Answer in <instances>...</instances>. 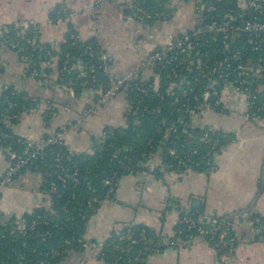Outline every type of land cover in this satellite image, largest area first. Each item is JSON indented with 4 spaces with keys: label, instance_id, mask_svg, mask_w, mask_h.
Returning <instances> with one entry per match:
<instances>
[{
    "label": "crops",
    "instance_id": "obj_1",
    "mask_svg": "<svg viewBox=\"0 0 264 264\" xmlns=\"http://www.w3.org/2000/svg\"><path fill=\"white\" fill-rule=\"evenodd\" d=\"M167 2L168 19L142 23L131 17V0H0V38L35 28L40 44L57 49L72 30L81 42L94 40L107 56L105 74L133 72L153 78L158 86L154 65L145 63L144 52L192 30L202 19L192 0ZM27 67L19 51L0 48V105L11 92L28 103L12 126L16 136L34 142L68 127L65 147L83 154L106 128L127 126L132 104L126 93L106 103L98 102L96 89L76 94L59 81L55 57L42 78L34 77ZM219 90L193 119L197 128L212 127L221 135L208 167L171 170L162 165L156 150L139 169L119 178L114 194L89 215L80 250L70 251L57 264H107L101 252L129 226L144 227L154 237L172 238L182 213L225 220L232 246L219 249L195 236L185 245L163 246L143 264H264V236L255 234L247 222L252 217L264 222V115L252 116L244 96L230 85ZM9 163L8 152L0 148V177ZM42 181L39 172L22 170L0 192V215L21 217L49 209L51 198Z\"/></svg>",
    "mask_w": 264,
    "mask_h": 264
},
{
    "label": "trees",
    "instance_id": "obj_2",
    "mask_svg": "<svg viewBox=\"0 0 264 264\" xmlns=\"http://www.w3.org/2000/svg\"><path fill=\"white\" fill-rule=\"evenodd\" d=\"M132 1L151 12H168L169 8L167 0ZM213 5L215 8L214 13L219 15L226 12L240 13L236 0H213ZM205 19L208 20L209 18L206 16ZM148 23H152V21H148ZM5 34L18 42L21 49L16 48L15 50L19 51L20 55L25 58L27 65L31 69L35 68L40 71L43 68L44 50L33 49L30 44L25 42L21 32L11 31ZM74 35L71 30L65 35L64 42L57 49H52L49 46L40 44L37 37L33 38L34 36L31 34H25L29 39H35L40 46L51 50L53 57L57 58L56 70L59 75V81L61 83L72 81V89L76 94L87 88V85L84 86L83 82L90 80L92 75L96 83H100L105 87L108 75L105 74L100 79L96 70L101 64L100 56L103 53L102 50L94 40L81 42ZM255 42L256 39H252L246 34H240L232 39L231 52L228 54L231 55L234 50L238 49L242 55L238 60L232 59L233 61L230 64L228 63L229 66L226 63L223 64V67H227L230 71L239 62L255 60L264 56V48L260 52L252 50ZM192 43H196V46H193L190 56L186 57L183 55V63L176 68L179 77H172L171 69L173 65L154 64L155 75L158 79V87L154 90L150 87L154 81L153 78L143 79L137 75L135 82L147 87L148 92L142 97L138 115H128L126 127L106 128L105 136H102L99 140L92 141L90 152L76 154L68 151L65 146L59 149L67 157L64 162L65 166L70 168L75 165L78 167L79 183L76 185L68 183L61 196L48 193L51 198L50 208L41 209L32 215L25 216L31 219L34 218L36 213L42 214L47 216L46 224L40 223L32 231L26 232V234L12 232V228L5 230L0 225V229H4L5 235L3 243L0 245V264H19V262L21 264H57L70 251H79L83 244V230L89 215L101 200L108 198L106 196L107 188L103 185V179L110 177L113 173H116L117 177L120 178L129 172H135L156 150H160L162 165L165 168L170 165L171 167H168V169L171 170H178L179 168L176 164L177 160L168 154L170 148L176 150L178 158L184 157V160L188 159L187 167L181 170L189 168L205 170L208 167L213 150L202 137L205 131L204 128H195L190 136L180 132L171 133L168 130L178 117L186 115L185 107L183 106L186 97L180 91H177L174 96L167 94L169 83L186 75L189 81L188 86L193 87V93L201 94L208 89V78L197 74L193 66L190 67V71H187L189 65L186 61L195 58L193 55L196 50H199L201 62L204 64H212L215 60H220L225 56L220 37L217 34L210 33L203 37L202 40ZM88 47H90L91 53L87 49ZM173 54L172 51L167 52V55ZM108 63L109 61H107ZM90 67L94 68V73L88 72ZM44 72H46L45 69ZM29 73H31L30 70ZM81 74L84 75L81 76ZM254 81L255 86L260 81L262 82L258 78H254ZM259 91L256 94L257 101L258 99H264V90ZM121 92L126 93L131 99L132 106L134 101L140 97L134 89H122ZM8 97L7 101H3L0 105V115L5 114L9 117L16 115L18 117L28 107L27 101L17 95H9ZM8 103L10 104L9 109ZM190 104L193 105V102H190ZM258 115H264V111H259ZM16 119H11L10 123L14 125ZM177 135L178 137H176ZM218 136L220 139L221 135L219 134ZM21 141H17L15 136L7 140L5 144L10 146V149L17 154H22L24 146ZM51 150L57 151L58 148L49 147L42 154L37 155L32 159V164L28 169L34 171L37 169L39 172L51 170L49 167L52 159ZM114 153L123 160L125 168H118V165L112 160ZM177 226L179 225H176L175 231ZM127 228L131 229V235L136 240H138L139 232L143 229L147 238L153 241L151 247H157L158 239L160 238L152 236L146 228L141 226H129ZM126 243V241H119L116 234L108 242L107 250L101 252V258L107 264H117L116 258L118 256H120L122 262L127 264H143L145 257L140 256L137 260L133 259L138 251L142 249L144 242L138 240L137 244L132 245L133 247ZM118 244L131 247L130 251L117 252L115 246ZM162 248L163 246L160 247V250ZM51 251H54L55 254ZM149 254H152V252L146 254V257Z\"/></svg>",
    "mask_w": 264,
    "mask_h": 264
},
{
    "label": "built area",
    "instance_id": "obj_3",
    "mask_svg": "<svg viewBox=\"0 0 264 264\" xmlns=\"http://www.w3.org/2000/svg\"><path fill=\"white\" fill-rule=\"evenodd\" d=\"M192 1L195 3L196 13L202 18L200 25L174 38H169L165 44L161 46H156L152 50L144 52L145 63L150 65H173L171 69L172 77L177 78L179 75L176 68L183 63L184 56H190L193 46H196V43L192 42L202 40L203 37L210 33L219 35L225 53V56L222 59L215 60L212 64H204L201 62L199 50H196L193 55L195 58L186 61L189 65L187 71H190V67L193 66L195 67L197 74L208 78V89L201 94L193 93V87L188 86L189 81L186 75L179 78V80H172L167 87V94L174 96L177 94V91H180L181 94L186 97L185 103H183L186 115L184 114L183 116L178 117L168 130L171 133L180 132L186 136H190L193 130L197 128L193 119L202 111V109H204L205 106H207L208 98L214 94H218V91H220L219 88L226 85H230L236 92L244 96L252 116H257L258 112L261 110L264 111V99H258L257 101L256 94L260 89L258 88L259 84L255 86L254 81V78H258L262 80V84H264V56L255 60L239 62L235 64L230 71L227 67H223V64L226 63L227 66H229L230 62L233 61L232 59L238 60L242 55L241 51L238 49L234 50L231 55L228 54L231 52L230 48L232 39L240 34H246L248 37L256 39V42L252 47L253 51L260 52L264 48V0H236L240 13L234 14L226 12L221 15L214 13L215 8L213 0ZM130 8L131 17L142 23H148V21L154 23L156 21L166 20L170 17L169 11L151 12L146 8L135 4L132 0ZM206 16L209 18L208 20L205 19ZM26 33L31 34L34 36L33 38H36V29H27L26 31L21 32V36H24L23 39L25 42L30 44L33 49L38 48L39 50H44L43 68H47L51 64L53 58L51 50L40 46L39 43H36L35 39H29L26 37ZM4 47L13 50L16 48L21 49L18 42L6 34L0 38V48ZM87 49L90 50L89 52L91 53L90 47ZM171 51L174 54L167 55V52ZM23 59L25 60L24 57ZM100 59L101 64L96 70L98 73L105 74L108 69L107 56L102 53ZM43 68L38 71L35 68L31 69L29 66L27 67L28 71H31L30 74L38 79L42 78L45 74ZM94 71L93 67L88 68V72L94 73ZM83 75L84 74H81V76ZM107 75L108 81L105 87L100 83H96L93 75L90 80L84 81L83 85H87V88L97 90V99L99 103L110 101L120 93L122 89L130 88L136 90L140 97L134 101L130 115H138L139 105L142 102V97L147 94L148 88L143 84L135 82L137 74L133 72H128L120 76H113L109 73ZM195 80L197 81V79ZM63 84L67 88L72 89V81ZM150 87L156 90L158 86L152 82ZM10 95L13 96V93L11 92ZM190 102H193V105H191ZM16 118V115H13L12 117L4 116L2 114L0 115V148L8 152L10 160L8 168L3 176L0 177V192L10 185L12 180L22 169H28L29 166H31L33 158L42 154L49 147L58 148L57 151L51 150L50 152L52 155L51 163L49 164L51 170H48L47 172H39L35 169L42 175L43 191L47 194L61 196L68 183H72L73 185L78 184V167L75 165H72L70 168L65 166L64 162L67 160V157L59 150L61 147L65 146L64 138L69 128L62 127L33 142L16 136L13 133V125L10 123V120ZM5 128L7 129L4 130ZM204 130L205 131L202 135L203 139L210 145L212 150L216 149L220 143L219 134L212 127H206ZM105 135L106 133H104L103 136ZM15 136L17 137V141L22 140L21 144L24 146L22 154H17L10 149V146L5 144L7 140L12 139ZM176 137H178V135ZM87 151L90 152V149ZM168 154L177 160L176 164L180 170L187 167L188 159L184 160V157L181 159L178 158V154L174 148H170ZM112 160L118 165V168H125V163L122 159L118 158L116 153L112 155ZM168 167L171 166L169 165L167 168ZM118 181L119 178L116 173L103 179V185L107 188V197L114 194ZM47 220V216L38 213H36L34 218L31 219H28L25 216L10 217L0 215V225L4 227L5 230H7V228L8 230L12 228V232H18L21 234H26V232L32 231L34 227L40 223L46 224ZM247 222L255 234L264 236V222L262 220L257 217H252L248 219ZM176 225L179 226H177L175 235L168 239H158L157 247H151L153 241L147 238L145 231L142 229L138 234V240H142L144 244L133 260H137L140 256L146 257V254L150 252H159L161 246L174 247L177 245H185L195 236L205 238L219 249L231 247L234 242L229 229V224L220 218L206 219L193 214L184 213L179 215ZM4 229H0V245L5 238ZM117 239L119 241H126V244L131 246L138 242V240L133 239L131 229L129 228L124 232H119L117 234ZM130 248L131 247H125L122 244L115 246L116 251L121 253L129 252ZM51 252L55 254L54 251ZM116 263L127 264L120 260V256L116 258ZM19 264L21 263L19 262Z\"/></svg>",
    "mask_w": 264,
    "mask_h": 264
},
{
    "label": "water",
    "instance_id": "obj_4",
    "mask_svg": "<svg viewBox=\"0 0 264 264\" xmlns=\"http://www.w3.org/2000/svg\"><path fill=\"white\" fill-rule=\"evenodd\" d=\"M98 76H102V74L101 73H98ZM211 99H213V98H211Z\"/></svg>",
    "mask_w": 264,
    "mask_h": 264
}]
</instances>
